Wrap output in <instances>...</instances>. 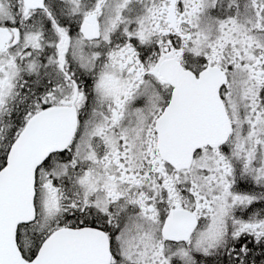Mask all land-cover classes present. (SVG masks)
Instances as JSON below:
<instances>
[{"label": "snow or ice", "instance_id": "6c2138e0", "mask_svg": "<svg viewBox=\"0 0 264 264\" xmlns=\"http://www.w3.org/2000/svg\"><path fill=\"white\" fill-rule=\"evenodd\" d=\"M0 264H264V0H0Z\"/></svg>", "mask_w": 264, "mask_h": 264}]
</instances>
